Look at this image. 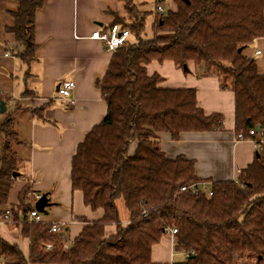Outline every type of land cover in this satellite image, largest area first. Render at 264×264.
Segmentation results:
<instances>
[{
	"label": "trees",
	"instance_id": "trees-1",
	"mask_svg": "<svg viewBox=\"0 0 264 264\" xmlns=\"http://www.w3.org/2000/svg\"><path fill=\"white\" fill-rule=\"evenodd\" d=\"M19 1L11 31L23 45L19 56L29 63L37 48L35 14L44 0ZM172 2L167 11L155 10L151 37L145 31L150 12L132 0L126 5L128 18L115 19L129 27L134 39L113 51L97 81L107 114L78 144L71 171L73 189L82 190L85 203L105 213L86 225L70 248L63 247L64 233L50 231V222L27 217L34 209L25 170L30 143L16 120L18 105L0 113V218L15 181L27 179L17 207L10 210L30 241L26 256L0 234V264H264V150L235 178L211 181V196L193 191L190 186L201 181L195 159L169 158L161 134L176 141L184 132L222 130L224 116L206 113L195 88L162 87L164 77L147 70L154 60H173L179 68L194 62L203 75L218 76L220 87L234 92L237 133L248 137L257 125L264 129V74L256 59L244 53L264 37V0ZM32 93L27 90L26 96ZM43 107H30V116L44 119ZM121 198L126 224L117 205ZM110 224L117 229L106 236ZM169 227L178 229L174 249L186 257L154 262L153 246ZM48 243H53L51 249Z\"/></svg>",
	"mask_w": 264,
	"mask_h": 264
},
{
	"label": "crops",
	"instance_id": "crops-1",
	"mask_svg": "<svg viewBox=\"0 0 264 264\" xmlns=\"http://www.w3.org/2000/svg\"><path fill=\"white\" fill-rule=\"evenodd\" d=\"M132 1L138 9L150 12L154 22V10L146 7L149 0ZM154 1L156 10L162 0ZM127 2L44 0L35 14V57L25 63L19 56L23 45L11 31L15 24L13 13L20 1L0 0V101L10 99L6 107L18 105L16 120L30 143V160L25 168L31 185L28 196L35 208L34 194H48L51 204L41 213L43 221L65 223L64 238L70 242L105 213L102 207L93 209L87 205L83 191L73 189L71 181L72 158L78 144L107 114V103L97 81L104 77L113 51H107L103 42L90 35L95 29L108 28L117 16L128 18ZM130 38L134 39L133 35ZM244 53L256 59L259 72L264 74V37L256 38ZM189 69L185 74L173 60H154L147 65L149 74L164 77L159 84L162 87L195 88L199 106L208 114L221 113L224 128L184 132L176 141L163 132L161 147L169 158L184 155L195 159L196 175L201 181L211 184L213 180L233 179L255 160L257 148L251 139H237L234 92L222 89L218 76L203 75L194 62L189 63ZM67 79L75 81L72 105L58 94L60 83ZM27 90L33 95L26 96ZM41 106L44 119L31 117L29 108ZM134 149L135 144H131L130 153ZM27 182L21 177L15 181L3 210L17 207L19 194ZM121 220L128 223V215ZM116 229V224L107 225L106 236ZM0 234L28 256L30 241L22 235L20 224L0 218ZM174 245L173 235L165 233L153 246L152 260L175 262Z\"/></svg>",
	"mask_w": 264,
	"mask_h": 264
},
{
	"label": "built area",
	"instance_id": "built-area-1",
	"mask_svg": "<svg viewBox=\"0 0 264 264\" xmlns=\"http://www.w3.org/2000/svg\"><path fill=\"white\" fill-rule=\"evenodd\" d=\"M157 9L162 12L164 7L162 3L158 4ZM131 35V31L129 27H123L120 23L114 22L109 25L108 28L100 30L95 29L91 33L90 37L92 39H97L103 42L105 49L107 51H114L118 47L122 46L124 43L127 42L128 38ZM257 53H261V51H257ZM75 88V81L71 79L63 80L58 88V94L60 98L67 101L68 105H72L75 103V99L73 98V90ZM10 102V99H7V102ZM237 139H251L255 143L257 148V152H261L264 150V129L261 128L260 130L251 129L249 131L248 137L245 136L242 132L237 133ZM191 189L198 194H204L206 196H211L213 194L210 188V182L208 181H200L197 183L192 184ZM182 190L187 189L186 186L181 187ZM41 195L34 194V200L36 201ZM27 217L30 220L40 222L43 221L41 212H39L36 208L28 211ZM2 219L6 222L12 221V212L9 208L3 210V217ZM50 231L54 232L55 234L59 233H66V224L63 222H51L50 223ZM167 233H170L175 238V242L178 236V229L176 227H169L166 229ZM73 242L64 241L63 247L65 249L70 248ZM53 243H48L46 245L47 249H51Z\"/></svg>",
	"mask_w": 264,
	"mask_h": 264
},
{
	"label": "rangeland",
	"instance_id": "rangeland-1",
	"mask_svg": "<svg viewBox=\"0 0 264 264\" xmlns=\"http://www.w3.org/2000/svg\"><path fill=\"white\" fill-rule=\"evenodd\" d=\"M149 1H150V3L146 7L149 8L150 10H154V13H155L156 1H154V0H149ZM162 3H163L164 11H167L168 9H171L172 7H174V3L172 2V0H162ZM145 31H146L147 37H151L154 34V32H153V15L152 14H150L149 16L146 17ZM181 69L183 70V72H185V74H188L190 72L189 68H188V70L185 68H181ZM117 205H118L120 217L122 219L125 218V216L128 215V211L124 205V201L122 198L117 201ZM176 252H177L176 256H175L176 261H181L185 258V256H186L185 252H183V251H176ZM242 263H244V262H242Z\"/></svg>",
	"mask_w": 264,
	"mask_h": 264
},
{
	"label": "water",
	"instance_id": "water-1",
	"mask_svg": "<svg viewBox=\"0 0 264 264\" xmlns=\"http://www.w3.org/2000/svg\"><path fill=\"white\" fill-rule=\"evenodd\" d=\"M185 69H188V65L185 64L184 65ZM6 110V102L4 100L0 101V112H4ZM262 128L261 125H257L256 129L260 130ZM15 175H17V173H15ZM51 204V202L49 201L48 198V194L47 193H43L36 201H35V208L39 211V212H45L46 211V207L49 206Z\"/></svg>",
	"mask_w": 264,
	"mask_h": 264
}]
</instances>
